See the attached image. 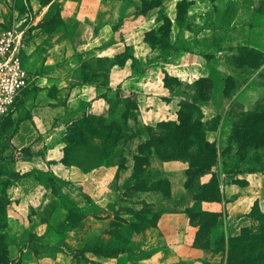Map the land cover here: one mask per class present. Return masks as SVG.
Segmentation results:
<instances>
[{
    "label": "crops",
    "instance_id": "0c3cea01",
    "mask_svg": "<svg viewBox=\"0 0 264 264\" xmlns=\"http://www.w3.org/2000/svg\"><path fill=\"white\" fill-rule=\"evenodd\" d=\"M138 1L25 0L31 21L21 49L26 85L0 123L2 132L10 113L23 112L0 145L6 264H227L230 240L256 229L258 221L249 213L255 205L264 213V173L224 172L218 150L213 171L220 200H199L185 185V161L162 160L152 150L135 176L141 153L130 148L148 139L146 126L178 118L186 95L168 86L165 76L192 85L208 77L211 67L222 78L252 79L258 67L240 65L234 57L239 47L264 54V21H255L252 8L237 7L222 29L221 14L231 0H184L182 13V0H160L148 9ZM13 3L0 0V23L17 13ZM53 5L64 36L54 26L51 38L41 22L49 20ZM209 12L215 13L213 24L199 23L196 30L190 21L185 24ZM160 13L170 21L168 43L153 46L145 36L159 35ZM207 31L212 35L202 45L205 50L191 48L209 36ZM44 39L50 43L44 45ZM207 94L197 104L205 123L220 116L205 131L206 139L219 146L232 131L225 116L230 99L224 85ZM89 116L118 120L123 150L109 165L84 169L63 161L65 134ZM210 178L206 173L200 183ZM195 211L215 214L216 220L205 228L190 216ZM89 246L119 250L104 256Z\"/></svg>",
    "mask_w": 264,
    "mask_h": 264
},
{
    "label": "trees",
    "instance_id": "16d2710c",
    "mask_svg": "<svg viewBox=\"0 0 264 264\" xmlns=\"http://www.w3.org/2000/svg\"><path fill=\"white\" fill-rule=\"evenodd\" d=\"M40 2L46 4L49 0H40ZM159 2L160 0H143V6L148 9ZM184 7L185 1L182 0L179 2V13H182ZM160 17L163 24L160 27L159 35L156 37L152 31L146 33L145 36L153 46L155 44L163 46L168 43L170 21L163 13H160ZM57 18H59L57 15H52L48 23H55ZM170 48L177 50L176 47ZM250 53H256L259 57L258 60L264 62L263 53L247 47H239L234 58L240 65L247 64L259 67L248 60ZM119 57L120 55L117 56V59ZM112 61L109 60L110 64ZM205 78H200L193 83L192 94L189 95L187 91L182 92L186 97L180 103L176 121H161L145 127L149 137L145 142L138 145V151L141 155L136 156L134 174L137 176L140 173L142 166L148 161V154L154 150L162 160H183L187 163L185 185L193 198L220 200L218 175L213 171V167L218 162V149L215 142H209L205 137L206 123L202 120L203 113L197 104V100L204 96L203 88L198 83ZM171 80L175 79L168 76L164 78L168 86H171ZM238 117L239 119L232 125L228 140L237 144L238 162L242 164L243 162H250L251 158L247 156L250 149L264 148V91L262 100L258 101L255 108L247 112H239ZM120 132L121 125L118 120L106 122L102 118L89 116L75 121L65 134L66 145L63 161L66 164L81 166L84 169L113 163L114 157L123 150L119 145ZM142 148L147 150L143 152L140 150ZM222 163L225 165L224 159ZM222 170L227 173L256 172V170L244 171L238 165L228 168L222 167ZM259 172L264 173V170H259ZM206 173H211V178L207 183L201 184L199 178ZM45 178L53 184V178L50 175H45ZM161 181L164 183L162 184ZM159 184L164 187L166 185L165 180H159ZM195 186L196 188H194ZM256 209L258 207L255 205L249 215L253 217ZM74 210L76 209L74 208ZM190 216L200 218L204 222L205 228L216 220L215 214L207 212H190ZM255 220L258 221V227L255 230H244L241 236L230 240L227 264H264V259H262L264 258V250L259 249L264 238V217L255 218ZM204 227L203 232L206 231H204ZM6 242L5 233H1L0 264H6L9 261L6 257ZM198 243H202V240ZM87 249L104 256L115 255L119 250L109 246L98 248L89 246ZM261 259L262 262H260Z\"/></svg>",
    "mask_w": 264,
    "mask_h": 264
},
{
    "label": "rangeland",
    "instance_id": "374dc122",
    "mask_svg": "<svg viewBox=\"0 0 264 264\" xmlns=\"http://www.w3.org/2000/svg\"><path fill=\"white\" fill-rule=\"evenodd\" d=\"M135 5L139 4L138 0H133ZM13 7L17 9V13H13L9 16V19L3 23H0V30L7 29L9 27H13L16 30L20 31V29H25V33H22V40L24 39V34H26V31L29 29L26 27L27 24L31 23L30 16H29V9H27V4L25 0H14ZM237 7H249L252 8L255 12V21H264V0H231L230 5L228 6L227 10L221 14V26L222 29L225 28L227 21L229 20L230 14L237 8ZM54 5L52 6L51 12L49 15H57L54 13ZM54 13V14H53ZM215 13L209 12L205 16H201L199 20H197L195 17H193L192 20L187 19L185 20V24L188 26L191 24L190 28L192 30H196L198 28L199 23H203L204 25H210L213 24V17ZM49 16V17H51ZM48 19V18H47ZM50 19V18H49ZM190 21V22H189ZM196 21V22H195ZM190 24H189V23ZM198 22V23H197ZM41 25L43 26V33L50 34V37L53 38L52 29L54 26L58 27L61 31H59V36H64L63 31V24L59 18H57V21L49 22L45 19L44 22H41ZM207 33H210V31H207ZM30 34V33H29ZM28 34V35H29ZM212 33L209 34V36H205L202 39V43H195L194 46L191 48L195 50H205L203 49L202 45H205L207 40L210 39ZM58 36V37H59ZM49 39L43 40V44H49ZM44 49V47L42 46ZM249 53V52H248ZM251 58V59H250ZM258 55L256 53H250V57L248 60H251V62L255 65H258V71L254 75V77L250 80H237L233 77H221L215 70H213L211 67L209 68L210 73L208 77H206L204 80L199 81L200 87H202L203 91V98H208V93L211 89H214V91H221L223 85H224V93L225 96H227L230 99V103L226 112V115L231 121L232 125L235 121L239 119L238 114L239 112H247L249 110H252L257 105L258 101L262 100L263 97V91H264V62L262 63L261 60H258ZM170 83L175 88V92H185L187 91L190 94H192V85H182L179 84L176 80H171ZM198 85V86H199ZM181 94V93H180ZM216 99V97H215ZM219 101H224V97L221 95L218 97ZM21 102H17L16 108H19ZM23 112L18 111L17 114L10 113L8 118L6 119L4 123V128L2 132H0V145L2 143L1 138L5 136V134H9L13 129L16 121L22 117ZM220 116H217L208 122L206 124L208 126H215L216 123L219 121ZM203 120V119H202ZM134 145H131L130 150H138V147H134ZM136 148V149H135ZM217 149L220 150L221 155L225 161V165L222 167H233L238 165L241 167L242 170H256L259 172V170H264V148H259L257 150L250 149L247 156L251 158L250 162H243L242 164L239 163V157L236 153L237 150V144L235 142H230L229 140L220 143L219 146H217ZM141 151L145 152L147 149L142 148ZM200 181V178H199ZM163 184L164 181H161ZM196 188V186L194 187ZM253 217L261 219L264 217L263 212H261L259 209H256L254 211ZM258 225L255 227L257 228ZM260 250H264V238L262 240V244H260ZM264 259V258H262ZM262 259L260 262H262Z\"/></svg>",
    "mask_w": 264,
    "mask_h": 264
},
{
    "label": "built area",
    "instance_id": "2783aa9c",
    "mask_svg": "<svg viewBox=\"0 0 264 264\" xmlns=\"http://www.w3.org/2000/svg\"><path fill=\"white\" fill-rule=\"evenodd\" d=\"M22 32L13 27L0 30V123L12 110L27 75L21 58Z\"/></svg>",
    "mask_w": 264,
    "mask_h": 264
}]
</instances>
